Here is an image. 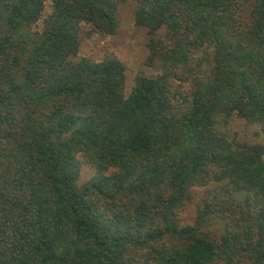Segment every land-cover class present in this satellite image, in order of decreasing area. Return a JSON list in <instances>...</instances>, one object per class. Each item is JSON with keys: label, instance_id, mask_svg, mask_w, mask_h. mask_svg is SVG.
I'll use <instances>...</instances> for the list:
<instances>
[{"label": "trees", "instance_id": "16d2710c", "mask_svg": "<svg viewBox=\"0 0 264 264\" xmlns=\"http://www.w3.org/2000/svg\"><path fill=\"white\" fill-rule=\"evenodd\" d=\"M47 1L0 0V264H264V139L223 127L264 130V0H132L158 70L129 91L79 55L126 0Z\"/></svg>", "mask_w": 264, "mask_h": 264}, {"label": "rangeland", "instance_id": "374dc122", "mask_svg": "<svg viewBox=\"0 0 264 264\" xmlns=\"http://www.w3.org/2000/svg\"><path fill=\"white\" fill-rule=\"evenodd\" d=\"M137 3L132 0L119 1L117 3L116 18L118 22V31L113 35H101L91 31V26H83V35L81 38V50L79 55L99 59L106 54L116 55L127 67V85L129 91L133 86L134 77L139 72L155 73L157 66L150 68L146 64L149 54L148 34L145 28L135 25V10ZM51 12L50 0L46 2L43 17ZM42 17V18H43ZM42 18L38 21V26L42 23ZM224 130L233 135L234 131H239L238 136L244 137L249 141H259L264 139V130L260 125L247 126L241 124L237 118H231L230 123L225 124ZM95 172V167L83 164L81 181L88 179ZM212 182L206 186L193 187V200L181 214V220L184 223H193L197 215V205L201 199L208 195L211 188L218 186ZM225 222L216 219L211 225L212 232L221 235L224 232Z\"/></svg>", "mask_w": 264, "mask_h": 264}]
</instances>
